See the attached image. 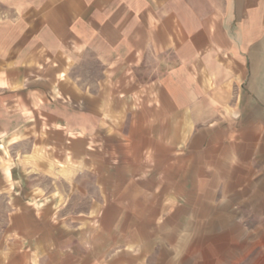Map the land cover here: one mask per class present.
Segmentation results:
<instances>
[{
	"label": "crops",
	"instance_id": "0c3cea01",
	"mask_svg": "<svg viewBox=\"0 0 264 264\" xmlns=\"http://www.w3.org/2000/svg\"><path fill=\"white\" fill-rule=\"evenodd\" d=\"M0 264H264V0H2Z\"/></svg>",
	"mask_w": 264,
	"mask_h": 264
},
{
	"label": "rangeland",
	"instance_id": "374dc122",
	"mask_svg": "<svg viewBox=\"0 0 264 264\" xmlns=\"http://www.w3.org/2000/svg\"><path fill=\"white\" fill-rule=\"evenodd\" d=\"M0 3H2V0H0Z\"/></svg>",
	"mask_w": 264,
	"mask_h": 264
}]
</instances>
